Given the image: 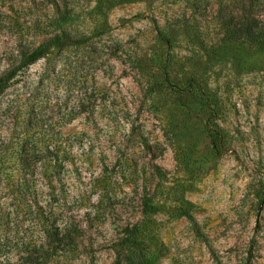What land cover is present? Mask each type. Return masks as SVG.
Masks as SVG:
<instances>
[{
  "label": "rangeland",
  "instance_id": "1",
  "mask_svg": "<svg viewBox=\"0 0 264 264\" xmlns=\"http://www.w3.org/2000/svg\"><path fill=\"white\" fill-rule=\"evenodd\" d=\"M61 35L0 94V208L49 177L55 264H264V0H0V77Z\"/></svg>",
  "mask_w": 264,
  "mask_h": 264
},
{
  "label": "trees",
  "instance_id": "2",
  "mask_svg": "<svg viewBox=\"0 0 264 264\" xmlns=\"http://www.w3.org/2000/svg\"><path fill=\"white\" fill-rule=\"evenodd\" d=\"M75 43H77L76 40L68 35L54 36L33 51L22 53L18 65L0 77V94L22 68L35 63L50 50H63ZM212 146L214 153H217V145L213 143ZM15 159L22 168L31 169V171L37 168L36 161L26 163L24 156L21 154H17ZM53 162L55 163L54 160L52 162L48 161L50 168H53V165L50 166ZM6 171H8V160L0 155V181ZM48 180L49 177L43 182L46 186L44 191L35 189L31 185L32 192L18 190L15 192L16 195L5 194L9 204L3 202V207L0 208L1 264H55L76 249L81 229L74 220L64 217L59 218V206L58 203H54L55 190L50 186ZM36 190L40 193L37 194ZM16 196L23 202L24 200L29 201V205L20 204ZM179 213L194 223L187 210H179ZM23 216L28 218L29 230L26 232V236L21 238L18 237L16 227ZM131 232L129 243L136 246L138 243L135 239L141 235L138 234L137 230H134V233ZM8 254L18 256L20 261L10 262Z\"/></svg>",
  "mask_w": 264,
  "mask_h": 264
}]
</instances>
